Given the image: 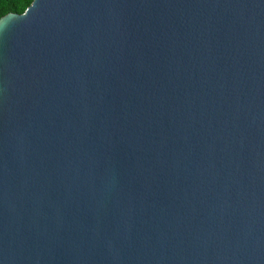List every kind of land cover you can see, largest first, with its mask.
I'll return each mask as SVG.
<instances>
[{
    "label": "water",
    "instance_id": "95a60500",
    "mask_svg": "<svg viewBox=\"0 0 264 264\" xmlns=\"http://www.w3.org/2000/svg\"><path fill=\"white\" fill-rule=\"evenodd\" d=\"M0 264H264V0L1 16Z\"/></svg>",
    "mask_w": 264,
    "mask_h": 264
},
{
    "label": "trees",
    "instance_id": "16d2710c",
    "mask_svg": "<svg viewBox=\"0 0 264 264\" xmlns=\"http://www.w3.org/2000/svg\"><path fill=\"white\" fill-rule=\"evenodd\" d=\"M32 0H0V17L8 12L22 13Z\"/></svg>",
    "mask_w": 264,
    "mask_h": 264
}]
</instances>
